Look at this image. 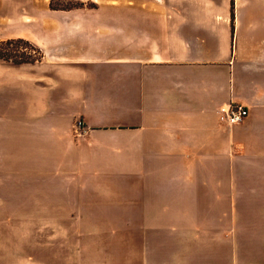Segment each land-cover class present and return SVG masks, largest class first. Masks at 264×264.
<instances>
[{"label": "crops", "instance_id": "0c3cea01", "mask_svg": "<svg viewBox=\"0 0 264 264\" xmlns=\"http://www.w3.org/2000/svg\"><path fill=\"white\" fill-rule=\"evenodd\" d=\"M77 1L5 35L0 0V41L43 50L0 58V236L47 222L87 264H264V0Z\"/></svg>", "mask_w": 264, "mask_h": 264}, {"label": "rangeland", "instance_id": "374dc122", "mask_svg": "<svg viewBox=\"0 0 264 264\" xmlns=\"http://www.w3.org/2000/svg\"><path fill=\"white\" fill-rule=\"evenodd\" d=\"M4 3L7 22L5 35L14 34L16 28L24 29L31 19L39 20L40 15L44 13L41 11L43 4L50 7H74L81 4L77 0H4ZM88 18L89 15L86 19ZM17 23L20 26H16ZM8 40L13 42L5 44L2 48L3 52L23 55L27 59L36 56L26 43H19L14 39ZM33 223L35 222H22L21 236L10 237L8 231H5L7 235L0 236V246L6 245V249H0V264H87V255L69 246L77 242L75 237L57 235L62 234L64 230L47 231L45 226L50 224L47 222H38L39 226L32 231L29 224ZM69 232L64 231V233Z\"/></svg>", "mask_w": 264, "mask_h": 264}, {"label": "trees", "instance_id": "16d2710c", "mask_svg": "<svg viewBox=\"0 0 264 264\" xmlns=\"http://www.w3.org/2000/svg\"><path fill=\"white\" fill-rule=\"evenodd\" d=\"M16 42H19V43H26L27 45H29L33 52L36 53V56H34L33 58L32 57H29V59L23 57V55H18V54H10V53H6V52H3L2 51V48L5 44H8L10 42H13L11 40H2L0 41V58L6 60V61H9L11 63H14V64H20V63H24V62H34L36 60H39L43 53L40 49L36 48L33 44H31L29 41L23 39V38H17V39H14ZM13 58H18V59H13Z\"/></svg>", "mask_w": 264, "mask_h": 264}, {"label": "built area", "instance_id": "2783aa9c", "mask_svg": "<svg viewBox=\"0 0 264 264\" xmlns=\"http://www.w3.org/2000/svg\"><path fill=\"white\" fill-rule=\"evenodd\" d=\"M221 111L224 115V120L229 124L241 123L248 114L247 107L235 103L222 106Z\"/></svg>", "mask_w": 264, "mask_h": 264}]
</instances>
